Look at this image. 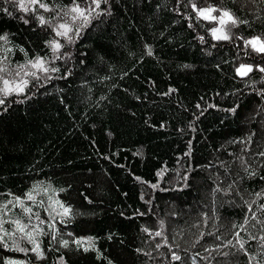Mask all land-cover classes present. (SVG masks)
<instances>
[{"label":"trees","instance_id":"trees-1","mask_svg":"<svg viewBox=\"0 0 264 264\" xmlns=\"http://www.w3.org/2000/svg\"><path fill=\"white\" fill-rule=\"evenodd\" d=\"M46 2L0 0V75L37 57L58 69L1 97L0 206L39 185L71 211L50 220L26 203L44 212L30 221L44 259L0 245V264H264V55L246 44L264 41V0H100L71 42L53 28L72 0ZM193 4L231 13L230 38ZM8 207L4 219L29 222Z\"/></svg>","mask_w":264,"mask_h":264},{"label":"snow or ice","instance_id":"snow-or-ice-1","mask_svg":"<svg viewBox=\"0 0 264 264\" xmlns=\"http://www.w3.org/2000/svg\"><path fill=\"white\" fill-rule=\"evenodd\" d=\"M19 3V8L24 11L25 13L29 12L30 10L36 11L37 9H42L44 12H50L54 11L52 7L49 6V4L46 2V0H18ZM92 3L95 5V8L98 9L100 7V0H92ZM193 9L198 12V15L204 19H209L212 21H216L219 19V22L221 24L226 23V21L223 19V17H227L228 20L227 22H231L233 25L237 23V20L233 18L231 13L228 11H223L221 14V17H216L213 16L212 13L218 11L216 8L208 7V8H201V9H196L195 4H193ZM4 11H7L5 9ZM95 11V9H90V8H82L79 3H77V0H72V6L67 7L66 10H64L63 15L64 17H68L71 21V23H68L66 20L63 23H58L55 26L56 34L58 36H62L65 39H67L69 42L72 40V36L70 33H73L74 29L72 25L76 24L77 20L82 21V25H86L89 22V19L92 15V12ZM99 15V13H97ZM37 19L39 20V23L41 26L44 24L48 23L50 24V20H46L44 16L38 15ZM28 21L25 20V23ZM80 32V27L75 28V35H79ZM219 33V35L217 34ZM213 38L217 40H227L229 39V35L223 32L221 29H213L212 30ZM203 39V37H201ZM0 40L7 42L8 37L7 35H0ZM246 44L250 45L253 49V51L257 52L258 54L264 55V41H261L259 38H256L255 40H249L246 41ZM53 52H58L62 45L59 42H53L51 44ZM149 55H151V50L148 52ZM59 58V57H57ZM5 60L7 57L4 58ZM28 64L38 70L42 71L44 73H47L48 71H58L56 68L48 69L45 67V61L37 57L34 61H29ZM25 68L24 65L20 66L19 71L16 72V75H20V71H23ZM252 66L251 65H245L241 64L237 69V75H240L241 77L246 76L249 72H251ZM259 71L264 72V67H260ZM8 72V67L3 64V61H0V73H6ZM25 75H32L33 77H36L39 79V77L36 76V72H25ZM0 81L3 82V88L0 89V93H2L5 97L12 92H15L16 94H23L25 91V88L28 85V81L21 78L20 82L17 83L15 81H9L6 79L3 75H0ZM4 104V100L0 99V105ZM261 155H264L262 153ZM40 192V186H34L33 189L26 193V199L28 201H32L33 203L36 202V196L33 193L39 194ZM261 194H257L259 197ZM42 203V202H40ZM9 204H14L18 205L22 208L23 212L25 213L26 216H28L29 222H23L21 219H14V220H7L4 219L5 216L8 215V212L10 211L9 209ZM61 208H63V214L68 215L71 211L70 208L64 207V205H60ZM262 210H264V206H262ZM249 211H251V207L249 208ZM32 215L36 216V219L40 221L41 224L44 223V221L40 220L39 213H33L31 207H26L25 206V200L20 198V197H15L14 200H9L7 203H4L2 206H0V245H3V247L9 251H20L25 254H27L29 251L33 252L37 259H44V254L43 251L40 248V244L35 240V235H39L42 232V229H40L37 225L31 224V217ZM252 219H256L255 214H253ZM259 222V221H258ZM6 223H11L14 225L13 230H9L4 228V224ZM248 223V220L245 219V224ZM17 233L20 234L19 239H27L29 243L33 245L31 249H26L22 248L19 246V240L17 238ZM71 235V233H69ZM159 235V233H157ZM237 236V242L239 243L240 249H244V242L239 239V233L236 234ZM53 240L56 239L55 235L52 237ZM260 239L264 241V236H261ZM63 247L68 246V241L64 240L61 242ZM74 243L77 244L78 246H84L85 244L89 245V247L94 246V239L92 237L87 238L86 240L81 238V239H76L74 240ZM89 247H85L84 251H88ZM262 248H264V244L261 245ZM247 254V253H245ZM175 259H180L179 256L174 257ZM5 264H23V262H19L16 260H6Z\"/></svg>","mask_w":264,"mask_h":264},{"label":"rangeland","instance_id":"rangeland-1","mask_svg":"<svg viewBox=\"0 0 264 264\" xmlns=\"http://www.w3.org/2000/svg\"><path fill=\"white\" fill-rule=\"evenodd\" d=\"M90 2V3H89ZM88 3L89 4H86V5H84V6H82V8H91V9H94V4L92 3V0H89L88 1ZM221 14H222V12L221 13H212V15L213 16H216V17H221ZM204 19V18H203ZM223 19L226 21V23H227V20H228V18L227 17H223ZM68 21V23H71V21H70V19L67 17V19H65V21ZM206 20H208V21H210L211 23V25H212V27H211V34H212V30L213 29H221L223 32H225V29H226V23H224V24H221L220 22H219V19L218 20H216V21H212V20H209V19H206ZM65 21H59V22H57L56 23V25L58 24V23H63V22H65ZM82 21H80V20H77L76 21V24L75 25H72V27H73V29H74V31H73V33H75V28L76 27H82L81 25H82ZM56 25H54V28H53V31H54V33H55V35L56 36H58L57 34H56V30H55V26ZM83 26H85V25H83ZM73 33H70V35L71 34H73ZM218 35H219V33H217ZM74 35H72V37H73ZM212 36H213V34H212ZM59 37H62V36H59ZM65 39V38H64ZM256 38H250V39H248V41L249 40H255ZM67 40V39H66ZM53 42H58V41H53ZM25 66V68H24V70L23 71H20V75L19 76H17L16 75V73H13V72H15L16 70L15 69H11V70H9V72H10V74H13V75H11L9 78H8V80L9 81H15V82H17V83H19L20 82V80H21V78H23V79H25V80H29V77H28V75H25V72H28V73H31V72H36V74H38V73H42V71H38V70H36V69H34V68H32L28 63L26 64V65H24ZM45 67H47V63L45 62ZM20 69V68H19ZM19 69L17 70V71H19ZM16 71V72H17ZM1 74H3V73H1ZM17 76V77H16ZM3 88V82L2 81H0V89H2ZM2 93H0V99H1V97H2ZM44 194V193H43ZM41 195H42V193H41ZM24 200H25V206L26 207H30L29 205L27 206L26 205V203H31L32 201H28L27 199H26V196L23 198ZM36 202L37 203H34V204H36V205H38V207H39V205H42V203H45L46 204V207H48V209H50L49 211L47 210V211H45V213H46V215H47V218H49L50 220H51V218L53 219V218H55V217H59L60 215H62L63 214V208H61L60 207V205L58 204V202L53 198V196H51L49 199H46L45 201L44 200H42L41 198H36ZM40 202H42V203H40ZM18 206V205H17ZM20 206H18V208H19ZM20 209H21V211L23 212V210H22V208L20 207ZM24 213V212H23ZM44 216V212H43V210H41V212L39 211V217H40V219L41 220H44L45 219V217H43ZM32 219H34L36 222L37 221H39V220H37L36 219V216L35 215H32ZM35 223V222H34ZM33 223V224H34ZM36 225L39 227L40 226V224L38 223H36ZM52 225V224H51ZM17 236L19 237L20 236V234L19 233H17ZM21 241H22V239H20ZM27 240V239H26ZM35 240H36V238H35ZM37 241V240H36ZM24 243L25 244H27V245H29V242L28 241H24ZM31 244V243H30ZM23 245V244H22ZM31 246L33 247V245L31 244Z\"/></svg>","mask_w":264,"mask_h":264}]
</instances>
